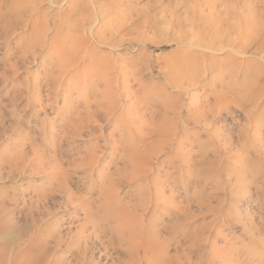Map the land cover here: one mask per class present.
<instances>
[{
  "label": "rangeland",
  "instance_id": "374dc122",
  "mask_svg": "<svg viewBox=\"0 0 264 264\" xmlns=\"http://www.w3.org/2000/svg\"><path fill=\"white\" fill-rule=\"evenodd\" d=\"M86 40L108 56L109 65L114 66L117 61L126 67L123 74L127 85L137 94L131 96L132 99L130 95L128 99L121 98L114 115L96 110L90 97L86 101L92 107L94 120L81 136H76L69 134L68 120L76 121L75 117L83 112L86 101L78 98L81 86L67 82L61 84L62 89L56 75L61 62L58 60L64 58L67 63L75 62L76 54L83 49ZM79 41L82 47L78 49L79 44L75 45ZM192 47L202 55L197 63L201 68L197 77L204 83L213 82L225 89V83L232 79L236 83L235 91L239 92L242 85L254 81L264 93V0H0V203L3 199L4 207L11 215L8 218L26 229L34 218L40 222V210L52 212L46 214L43 221L50 224L48 231H55L63 241L58 248L61 263L57 264H77L78 255L85 254L84 249L86 252L88 247L87 261L90 262L94 255L89 264H133L129 260V250L124 245V251L119 243L120 235H124L128 226L116 214L129 210L138 222L148 226L146 229L151 236L168 246V242L172 244L170 241L184 243L186 237L198 229L206 228L208 233L213 227L220 226V213L213 211V206L216 208L222 197L226 200L231 197L232 200L227 201L232 203L230 217L235 219L229 218L221 228L224 237L219 239L220 244L228 246L232 243L240 249L235 257L241 264H264V159L251 151V138L256 133L254 137H264V97L258 101L255 114L250 110V102L244 101L240 106L235 100L237 96L230 93L234 95L233 99L229 97L231 112L220 110L214 125L205 123V127L204 122H191L186 126L190 133L187 134L188 143H192L187 144L186 150L194 153L192 157L197 155L198 158L193 157L195 160L200 159L198 155L204 150L209 157L207 160L212 162L218 156L223 157L222 164L214 167L218 173H206L210 176L202 181L204 194L198 192L199 187L195 189L198 178L193 173L197 171H191L194 167L188 156L183 165H192L190 173L184 177V186V182L176 184V202L171 201L173 165H183L178 164L173 152L166 149L151 153L149 172L146 166L142 177L134 179L131 174L132 143L138 145L140 133L150 129L149 121L168 114L165 107L171 102L166 98L173 93V87L189 83L173 75L171 66L181 52ZM228 68L234 69L233 75ZM191 102L189 98L184 101L186 105ZM204 103L200 101L201 107ZM215 128L222 132L224 139L229 138L227 142L231 148L228 150L237 159L236 163L233 157L234 162L227 161L226 155L217 150V143L205 141L206 133ZM200 140L206 142L204 149L198 147ZM142 151L139 152L141 157L147 155V150ZM93 159L95 162L92 163ZM246 159L260 165L249 161L248 165H253L250 167L246 165ZM243 160H246L245 164ZM225 163L230 166H224ZM240 163L251 169H244ZM232 168L236 173L232 180L237 177L241 181L244 177L232 192L236 193L234 195L229 193L234 180L226 181ZM225 170L229 174H223ZM219 182H227L224 187L228 191L219 190ZM200 195L203 199L208 196L203 203L207 205L201 203L199 206ZM175 204H180V209ZM183 204L190 207H183ZM108 212L113 216L108 217ZM2 220L0 218V224ZM207 224H211L210 227ZM100 226L105 227L101 230ZM120 226L126 228L120 230ZM111 228L118 232L112 234ZM152 230L157 232L156 235L151 233ZM38 231V228H30L28 235ZM25 240L20 239L16 246ZM13 241L10 229L0 230V244L11 248H5L9 251L10 258L9 255L7 258L10 261L17 248L13 247ZM83 243L84 246L88 243V247ZM76 246L77 249L81 246L82 251H77ZM139 253L137 256L142 262L137 264H145V252ZM232 263L235 264H229Z\"/></svg>",
  "mask_w": 264,
  "mask_h": 264
},
{
  "label": "bare ground",
  "instance_id": "6f19581e",
  "mask_svg": "<svg viewBox=\"0 0 264 264\" xmlns=\"http://www.w3.org/2000/svg\"><path fill=\"white\" fill-rule=\"evenodd\" d=\"M83 40H85V39H83ZM81 41H82V38H81ZM81 41H79V43H77V45H75L77 47L78 44H79L78 49L81 46V44H80ZM62 42L64 43L63 39H62ZM74 42H73V44H74ZM83 42H84L83 43L84 46L83 47L81 46L83 49H81V50L79 49L78 54L75 53L76 56H77L76 60H74L75 56L71 60V61L74 60L75 62L67 63V60H65L64 58H62L61 60L57 59L58 61H61V62H60V67H58V74L56 75V77L58 79V82H57V80H56V82L59 83L60 86H61V84L67 83V82L69 84L73 83V84H70V85L81 86V89H80L81 91L79 93V97L78 98H81V99L83 98V99H85V101L86 100L88 101V100H90L89 98L92 97L93 102H95V104H96V110L99 109V111L105 112L107 115L108 114L112 115L113 113H115V110H118L119 102H120L121 98H127L129 95H130L129 98H131V96H133V97L135 96L136 97L137 92L133 91L127 85V81H126L125 76L123 74L124 68H126V67H123L121 62L115 61V64L112 63V64H114V66L109 65L108 61H107V59H109V58H108V56H106V54L101 52L102 50H100L96 46H93V44H90L91 41L88 42L90 45L87 43V40H86V43H85V41H83ZM101 42H104V41H101ZM85 44H87L86 47H85ZM105 44H106V41H105ZM60 45H61V43H60ZM64 45L65 44H63L62 46L65 47ZM72 47H74V46H72ZM187 47L188 46L186 45V48ZM198 47H200V46L198 45ZM189 48H191V47H189ZM61 51H62V49H61ZM66 51H68V50H66ZM71 52L72 51H70V54H71ZM73 52H75V51H73ZM58 53L61 54V55H62V53L64 54L63 51H62V53H60V52H58ZM181 53L182 54L180 56L178 55V57H177L178 59L171 66V68H172L171 71L173 70L172 71L173 75L176 74V76L178 75L179 77H181L184 80L186 79L187 82H189V83L186 84V85H184V83H181V84L175 83L177 85H175L174 87L172 86L173 87V93L172 94L169 93L168 96L166 95L167 96L166 99L171 102V104H169V105L167 104L168 106L165 107V108H167L168 114L161 115L162 117H159L160 119H157L155 121L152 120V121L148 122V124H149L148 128H150V129L147 130V131L145 130V132H141L140 134H142V135H140V139H138L136 141L137 144L139 145V147H137L138 145L132 143V145H131V153H132V161L131 162H132V164H131V166L130 165L129 166H130V169L132 170L131 174H134V176H132V177H134V179H135L136 177H138V176L140 177L141 175H143L146 172V171L144 172L143 170L145 169L146 166L148 167V163H149V161H150V159L152 157V156H150L152 152H154V154H155V153L163 151L165 149L168 150V151H171L174 154L173 158L178 159L179 162H180L178 164H180V165H183L187 161L188 156H189V161H190V163L192 161L193 167H194V169L191 170V171H195V170L197 171L196 173H193V174H195V177L198 178V186L195 189L198 190V187H199L200 189L198 190V192H202L201 189L204 188V184H203L202 181L204 179L208 178V176H210V175L207 176L206 173H216L217 170H215L214 167L217 168L218 165L222 164L221 161H222L223 157L218 156V158H217L215 156L216 154H214V156L217 158V160L216 161L213 160V162H212V160H207L209 157L206 155L207 151L204 150L205 152L202 151V152H200V155H198V156H200L199 160L197 159L198 158L197 155L193 156V157H197L196 160H195L191 156L194 153H192V152L190 153L189 149H188V152H189L188 153L187 150H186L187 144H192V143H188V141H190V140H188L189 136L187 134H190V133H187L186 126H188L191 122H193L194 124L204 122V125H205V123L207 125H212V124L214 125V122L216 120L215 118L217 117V115H219L221 113V111L225 112V110H227V112H229V111L231 112V110H229V105L228 104H229V101H231L230 98L233 99L234 95L231 96L230 93H234L237 96V98L235 100H236L237 103L239 102L238 105H240V106H241V103H243L244 101L250 102V104H251L250 110L253 111L255 114H257L256 113L257 111H256L255 107L258 104V101L263 99L264 93H263L262 89L258 88L260 86L256 87V84L254 83V81H252L250 83L249 82L248 83L245 82L246 84L243 83L244 86L241 84L242 88L239 89V92H238V90L235 91V88H236L235 84L236 83L234 82L235 80H232V79H229V82L225 83V89L219 88L218 85L213 83V82L204 83L202 80H200L197 77V75L201 71V68H200V66L197 63L200 60V58H202V55L199 54L198 49H196V48L194 49L193 48V49H189L187 51L184 50ZM56 54H57V52H56ZM67 54H68V52H67ZM62 56H64V55H62ZM60 58H61V56H60ZM228 61H230V60L228 59ZM228 72L233 75L234 74V69L233 68L232 69L228 68ZM221 84H224V82H221ZM63 86H65V85H63ZM260 88H262V87H260ZM62 89H63V87H62ZM137 98H136V100H137ZM188 98H189V100H192L193 103L191 102V104L186 105L184 103V101L187 100ZM211 99L213 100V102L211 101ZM87 101H86L85 106L83 108V112L78 114L75 117L76 121L74 122L71 119L68 120L69 126L71 127L70 130H69V134L70 135L74 134L76 136L77 135L81 136L82 132L87 127V125H89L91 123V121L94 120L93 119L94 118V112L92 111V107L89 105V102H87ZM200 101H201V103H202V101L205 102L204 105H202L203 107H201ZM120 104H121V102H120ZM256 108L258 110V107H256ZM130 116H132V115H130ZM255 118H256V116H255ZM252 120H253V118H252ZM253 122H254L253 124L256 123L255 121H253ZM131 124L133 125V123H131ZM134 124H136V123H134ZM148 124H146V126ZM261 124L262 123H260V125ZM207 125H205V127H207ZM255 125L257 126V124H255ZM258 127H259V125H258ZM261 128H258V129H261ZM217 129L215 128L214 131L213 132H209V134L206 133L207 137H205V138H207V139L205 141L207 143H210V141H214L215 143H217L218 144L217 150L219 151V149H220L223 152V154L226 155V157L228 158L227 161L230 162L232 160V157H233L231 155L232 151L228 150L231 147H229V145H228L229 142H227V140L228 141H230V140H229V138L224 139V135L221 134L222 132L219 129L218 130ZM135 131H136V129H135ZM138 132H140V131L138 130ZM138 132H137V134H138ZM196 133H194V134H196ZM252 134H253V132H252ZM65 135H67V134H65ZM258 135H259V132H258ZM254 136L251 138V142H252L251 151H252V153H255V155L262 156L261 158L264 159V141L261 142V139L262 138L264 139V137L263 136L254 137ZM197 139H200V138L197 137ZM205 141L201 142V140H200L199 141L200 145H198V147L200 148V146H201L203 148L205 146V144H206ZM196 142L198 143L197 140H196ZM251 145H249V146L251 147ZM237 146H235V147H237ZM191 148H190V150H191ZM238 148H239V146H238ZM144 149L148 151V153L146 152L147 155L145 154L147 157L145 155H144L145 157L144 156L143 157L140 156L139 152L144 150ZM192 150H195V149L192 148ZM210 150H212V149H210ZM197 151H200V150H197ZM248 151L250 152V150H248ZM143 152L144 151H142V153ZM208 153H210V152L208 151ZM234 154L235 153H233V155ZM236 154L234 156H237ZM149 156H150V158H149ZM240 156H241V154H240ZM247 156H249V154ZM247 156H246V158H248ZM22 157H24V156L22 155ZM243 157H240V159L241 158L244 159ZM249 157H251V156H249ZM128 158H130V157H128ZM229 159H231V160H229ZM233 159H234V157H233ZM255 159H256V157H255ZM236 160H235V163H236ZM246 160L248 161V162H246V165H248V163H250L252 161V160L250 161V159L249 160L246 159ZM246 160H243L244 161L243 164H245ZM129 161H130V159H129ZM93 162H95V159H93L92 163ZM13 163H15V162L13 161ZM256 163H254V164H256ZM240 164L242 165V163H240ZM257 164H259V163H257ZM261 164H262V162H261ZM20 165H21V162H20ZM186 165H187V163L185 164V166L183 165V166L175 167L173 165V172H172V175L170 177V179H172V181L174 183V186L170 189L171 201L172 202H173V200L174 201L176 200V196H177L176 184L178 185L179 183L184 182L182 184L184 186L185 183H186L184 181V177L186 175H189V173H190V166H192V165H190V166H186ZM188 165H189V163H188ZM246 165H244V166L242 165L244 169H246V167H247V169L250 168L252 163H251V165H248L250 167H248ZM13 166H11V167H13ZM224 166L229 167L230 165L228 163V164H226ZM242 166H241V168H242ZM11 167H10V169H11ZM231 167H232V165H231ZM148 169H149V167L147 168V171L149 172L150 170H148ZM233 169L234 168H232V170L230 169V171H229L231 173H230V175H228V180H226L227 182H231V180H232L231 178H233L232 177L233 175L236 176L235 175L236 174L235 170H233ZM16 170H18V169H16ZM226 170L228 171V169H226ZM226 170L224 171L223 174H226L225 173ZM12 171H13V168H12ZM218 171H219V169H218ZM247 171H249V170H247ZM220 172H222V171L220 170ZM237 172H240V171L237 170ZM233 173H235V174H233ZM244 173H246V172H244ZM220 174H222V173H220ZM227 174H229V173L227 172ZM240 174H242V172L239 173V175ZM240 176H239V178H240ZM215 178H216V176H215ZM219 178L216 179V180L219 181ZM243 178H242V180H243ZM254 178H255V176H254ZM136 179H138V178H136ZM224 179H225V177H224ZM213 180H215V179H213ZM233 180H234L235 183H233L234 185H232V186L230 185L231 186V188L229 190L230 194H233L232 192L236 190L235 187H237L238 184H240V182L242 181L241 179H240L241 181H239V179L237 177H236V180L235 179H233ZM56 181H58V180H56ZM56 181L54 180V182H56ZM60 182L61 181H59V184H60ZM227 182H225V183H227ZM246 182H247V180H246ZM225 183H222V182L217 183V184H219V185H217L218 189L225 191V189H226L224 187ZM54 186H56V185H54ZM64 191H65V189H64ZM237 191H238V189H237ZM49 193H51V192H49ZM213 193H212V195H213ZM216 193H218V192H216ZM229 193H228V195H229ZM224 194L226 196V193H224ZM234 194H236V193H234ZM66 196H68V195H66ZM198 197H199V195H198ZM198 197H196V198H198ZM237 197L239 198L240 196L237 195ZM200 198L201 199L197 200V201H199V206H200L201 203H202V205H205V204L207 205L208 204V203L203 204L205 202V200L208 198V196H207L206 199H203L202 196ZM217 198H219V197H217ZM225 198H227V197H225ZM228 199L229 198H227V200ZM230 199H231V197H230ZM227 200L224 199V197H222L221 199L219 198L218 206L216 208L213 206V211L217 210L220 213V216H219L221 218L220 226L217 225V228L213 227L212 230L208 232L209 234L205 230L206 228L203 231H200V229H198L199 231H196V232L194 231L195 232L194 234H190L189 236H187L185 241H184V243L183 242L180 243V241L179 242L175 241L173 243V241H170V242H172L171 245L168 242V246L170 245L169 246L170 248L167 245H165L164 241H163L164 242V244H163V242L161 243V241H158L159 239L157 240V237L155 239L154 236H151L150 233L146 229L148 226L144 227L143 226L144 224H142L140 221L138 222L135 219V215H132L133 214L132 212L129 213L128 212L129 210L124 208L125 210H127V212L125 211V213L121 212L119 214H116V215H118L119 220L122 221L126 226H128L126 231L123 230L124 231V235L123 234H122V236L120 235L121 240H119V243H120V245L122 247L125 245L126 248L129 250V251L127 250L128 254H129V260L133 264H137L138 262H142L139 259L140 256L139 257L137 256V254L139 252H141V253L145 252L146 257L144 256L145 254L143 253L144 254L143 258L144 259L147 258V262L149 261L152 264H229L230 262H234L235 264H241V262L238 261V259H236V257H235V255L238 253V251L240 249L239 250L236 249L233 246L232 243L231 244L229 243L230 245L227 246L225 244L222 245V244H220L221 242H219V239H222L224 237L221 228L224 227L225 222H227V220L229 218H232V217H230V215L232 214L231 213L232 203L230 201H229L230 203H228ZM208 202L211 203V201H209V200H208ZM225 204H227L228 207H225L226 206ZM179 205L180 204H177V206H176V204H175V207H179ZM185 206H188V205L185 204L183 207H185ZM209 206H210V204H209ZM188 207H190V205ZM175 209H174V212L177 211V210L175 211ZM179 209H180V207H179ZM171 210H173V208ZM178 211L180 212V210H178ZM51 213L52 212L49 211V210L48 211H41L40 210V213H39L40 214L39 216H41L40 222L38 220L36 221L35 218H34L32 220L31 225L28 227V229L22 228L17 223V221L8 218L11 215L9 213H7V211H6L5 207H4V200L2 199V202L0 203V218H3L4 220H2V222L0 224V230H4L6 228L11 230V233L13 234V238H14V241L12 242L13 243L12 244L13 247H15L17 245V243L19 242L20 239L26 238V240H25V242L22 245L19 244L20 246H18V247L16 246L17 248L15 247L16 248V250L14 251L15 254H14V257H13V259L11 261L9 260V258H10V254H8L9 251H7V249H9L10 247L7 248V247H4V245L0 244V264H57L58 262L61 263V259L62 258H60L61 256H58V252H59L58 248H59L61 242H63L62 238L60 236H57V234H55L56 233L55 231H50L49 232L48 230H49L50 224L48 225L47 223H45L43 221L44 220L43 218L46 216V214H51ZM110 213L108 212L109 215H110ZM93 214H96V213H93ZM175 214L177 215V213H175ZM176 215H175V217L177 218ZM182 215H184V214L182 213ZM112 216L110 215L108 217H112ZM180 216H181V214H180ZM104 219L108 220L109 218H104ZM179 219H181V218H179ZM184 219H182V221ZM232 219H235V218L233 217ZM186 221L187 220L185 219L184 222H186ZM176 222H178V221L176 220ZM228 222H231V221L229 220ZM180 224H182V223L180 222ZM215 224H216V222H215ZM105 225L108 226L107 224H105ZM210 225L211 224H209V225L207 224V226H209V227H210ZM118 226L119 225H117V227H115V229L118 228ZM102 227H105V226H102ZM102 227L100 226V229ZM30 228H38L39 231L37 233H35V234L28 235V232H29ZM109 228L110 227L108 226V229ZM121 228L123 229V228H126V227L120 226L119 229L121 230ZM84 229L85 228H83V230ZM149 229H151V228H149ZM104 230L106 231L105 228H104ZM111 231H112V234H113V231L114 232L115 231L118 232L117 230H114V229H112ZM123 231H121V232L123 233ZM102 233L103 232H101V234ZM151 233L155 234L157 232H153V230H152ZM212 234H214V235H212ZM115 235H118V233H116ZM5 236L8 237L9 235H5ZM80 237H81V235H80ZM95 237L97 238V236H95ZM116 237H118V236H116ZM98 238H99V236H98ZM86 239H87V237H86ZM3 240H4V237H3ZM7 240H8V238L6 239V241ZM99 240H100V238H99ZM117 240H118V238H117ZM117 240H115V241H117ZM52 241H53V243H52ZM117 242H116V244H117ZM86 245H88V243ZM86 245L84 246V243H83V246L87 248L88 246H86ZM120 245L118 244L119 249L121 248ZM79 247H81V246H79ZM79 247L77 249V246H76L77 251L81 250V248L79 249ZM166 247H168L169 249L166 248ZM5 248H7V249H5ZM82 249H84V248H82ZM87 249H86V252H87ZM89 250H90V248H89ZM123 250L126 251L124 247H123ZM86 252H85V249H84V253L85 254L81 253V254L78 255L79 258L77 259V264H89V263H91V261H93L92 260V259H94V255L93 254H90L91 256L93 255V257L90 260V262L87 261ZM91 253H93V252H91ZM125 253L127 254V252H125ZM8 255H9V258H7ZM139 255H140V253H139ZM134 257L135 258L137 257L139 259V261L137 260V258L135 259ZM64 259H66V258H64ZM144 259H143V261H144ZM147 262L145 264H147ZM149 262H148V264H149ZM71 263H72V261H71Z\"/></svg>",
  "mask_w": 264,
  "mask_h": 264
}]
</instances>
